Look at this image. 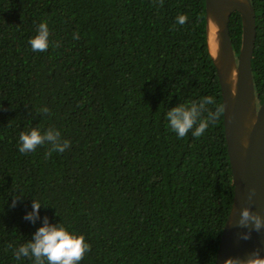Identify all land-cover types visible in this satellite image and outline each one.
Wrapping results in <instances>:
<instances>
[{
  "label": "trees",
  "instance_id": "trees-1",
  "mask_svg": "<svg viewBox=\"0 0 264 264\" xmlns=\"http://www.w3.org/2000/svg\"><path fill=\"white\" fill-rule=\"evenodd\" d=\"M251 1L259 104L264 0ZM42 22L50 46L34 52ZM229 34L237 54L238 11ZM206 97L214 103L203 117L222 106L205 0H0V264H34L14 249L45 216L91 245L79 264H214L233 197L223 113L200 137L179 138L166 119ZM33 127L58 130L70 146L20 153L19 135ZM33 199L35 224L24 219Z\"/></svg>",
  "mask_w": 264,
  "mask_h": 264
},
{
  "label": "water",
  "instance_id": "water-1",
  "mask_svg": "<svg viewBox=\"0 0 264 264\" xmlns=\"http://www.w3.org/2000/svg\"><path fill=\"white\" fill-rule=\"evenodd\" d=\"M233 11H238L241 19V42L237 54L229 34V18ZM205 32L220 85L224 135L233 183L232 202L214 261V264H225L228 258L243 259L257 249L264 256V229L256 232L251 227L237 225L245 207L264 217V99L257 103L251 69L256 38L252 1L205 0ZM252 189L255 194L249 200ZM246 232H251V237L242 239L241 235Z\"/></svg>",
  "mask_w": 264,
  "mask_h": 264
},
{
  "label": "clouds",
  "instance_id": "clouds-1",
  "mask_svg": "<svg viewBox=\"0 0 264 264\" xmlns=\"http://www.w3.org/2000/svg\"><path fill=\"white\" fill-rule=\"evenodd\" d=\"M160 6L163 5V0H157ZM188 20L187 15H178L176 23L183 26ZM50 30L47 22H42L37 28V34L30 38L29 44L34 52H45L50 46ZM74 39H79V33L74 34ZM59 47L57 43L55 45ZM214 103L212 97H206L200 103H192L190 106L185 104H178L169 109L166 113V119L173 132L179 138L187 136L189 131L194 137H200L208 124L214 121L224 108L221 106L215 112H209L207 117H203L205 104ZM38 112L49 113L47 107H42ZM255 123V122H253ZM61 141V133L58 130L49 128L43 133L37 127L31 128L29 131H22L19 135L18 150L22 154L35 152L38 147L49 145L45 156H50L53 152L63 153L69 146L68 140ZM247 147V143L244 145ZM255 194V189L249 193V200ZM20 198L13 197L11 207H15ZM42 204L33 199L32 211L25 214L24 219L31 221L33 224L40 219V209ZM239 227L248 228L259 232L264 229V217L258 213L252 212L248 207L241 210L239 220L237 221ZM251 232H246L241 235L242 239H249ZM91 250V245L86 243L83 235H76L70 233L65 229L61 223H50L47 216L43 218V224L40 226L32 236L31 240L21 244L14 249V255L17 260L21 257H28L33 259L34 264H79L84 255ZM225 264H264V256H261L260 250H254L248 254L246 258H228Z\"/></svg>",
  "mask_w": 264,
  "mask_h": 264
}]
</instances>
